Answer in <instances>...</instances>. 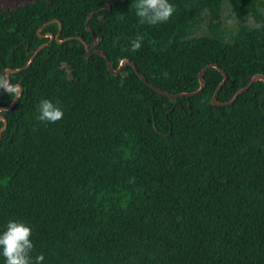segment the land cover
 <instances>
[{"label":"trees","instance_id":"16d2710c","mask_svg":"<svg viewBox=\"0 0 264 264\" xmlns=\"http://www.w3.org/2000/svg\"><path fill=\"white\" fill-rule=\"evenodd\" d=\"M171 2L158 25L134 0L0 10V227L29 224L43 264H264V80L234 99L264 79V1Z\"/></svg>","mask_w":264,"mask_h":264},{"label":"clouds","instance_id":"9594fccd","mask_svg":"<svg viewBox=\"0 0 264 264\" xmlns=\"http://www.w3.org/2000/svg\"><path fill=\"white\" fill-rule=\"evenodd\" d=\"M133 7L139 22L149 25L166 23L176 10L171 0H134ZM142 42L143 36L137 35L129 42V51H139ZM3 94L15 98L19 94V85L0 74V95ZM37 112V119L43 123H55L64 116L61 107L49 99L39 101ZM31 236V226L22 220L9 219L0 227V264H43L42 254L32 255Z\"/></svg>","mask_w":264,"mask_h":264},{"label":"rangeland","instance_id":"374dc122","mask_svg":"<svg viewBox=\"0 0 264 264\" xmlns=\"http://www.w3.org/2000/svg\"><path fill=\"white\" fill-rule=\"evenodd\" d=\"M31 0H1L0 1V10H7L13 8L18 4L28 2ZM264 1V0H262ZM259 15L261 18H264V9H259ZM221 22L222 25L228 30H234L238 25H247L250 27H258L259 24L252 17H248L244 20H238L235 18L231 12L230 7L225 3L222 6L221 10ZM207 33L205 25L202 26L201 30L197 33L198 36L205 35Z\"/></svg>","mask_w":264,"mask_h":264},{"label":"water","instance_id":"95a60500","mask_svg":"<svg viewBox=\"0 0 264 264\" xmlns=\"http://www.w3.org/2000/svg\"><path fill=\"white\" fill-rule=\"evenodd\" d=\"M50 38H52V36H51ZM85 47H86L87 51H89V46H88V45H85ZM98 54L106 58V56H105L102 52H98ZM127 65H131V66H133L134 71L137 73V75H138L143 81H145V80L141 77V75L138 73V70H137V68H136V66H135L134 64L128 62ZM107 66H108L109 70L111 71V69H110V64H109L108 61H107ZM11 72H12L11 70H7V71L5 72V75L8 76ZM119 73H120V69L117 70V71L115 72V75H118ZM225 78H226V77H225ZM260 80H264L263 77H261V76H256V77H254V78L251 80L250 84H249L246 88L240 90V91L236 94V96L234 97V99H236L237 96H238L240 93H242L243 91H245L246 89H248V88L251 86L252 83H254L255 81H260ZM19 90H20V87H19ZM15 98H16V97H15ZM15 98H14V99H15ZM212 104H213L214 106L226 105V104H219V103H217V102L215 101V98H213V100H212Z\"/></svg>","mask_w":264,"mask_h":264}]
</instances>
